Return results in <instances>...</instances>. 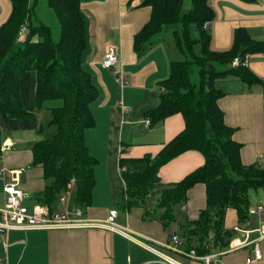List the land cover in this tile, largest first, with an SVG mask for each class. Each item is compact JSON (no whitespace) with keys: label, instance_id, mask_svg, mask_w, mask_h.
<instances>
[{"label":"trees","instance_id":"16d2710c","mask_svg":"<svg viewBox=\"0 0 264 264\" xmlns=\"http://www.w3.org/2000/svg\"><path fill=\"white\" fill-rule=\"evenodd\" d=\"M9 1L10 13L0 25V144L12 130L41 134L36 111L58 101L48 108L49 123L56 130L31 146L32 165L42 169L45 180L35 202L54 210L58 196L74 179L69 200L73 206L85 209L91 203L96 182V159L84 132L94 125L90 105L97 88L82 66L87 49L86 19L81 11L84 0H47L59 25L56 41L50 26L31 19L34 1ZM140 5L150 7V15L133 35L134 52L140 55L165 42L171 54L177 52L180 56L170 59L169 74L160 83L164 90L160 91L159 102L146 116L152 125L180 113L184 128L155 155L119 159V166L124 167L119 203L123 209L145 207L147 199L156 193L154 206L145 208L144 217H157L166 225L174 219V207L186 200L188 190L203 183L205 206L196 219L182 225L181 236L186 248L207 254L225 248L233 236L232 230L224 226L226 210L232 207L238 222L246 220L248 191L264 188V169L255 162L243 164L242 143L234 139L235 129L224 122V113L217 104L225 94L218 86L220 82L264 83L249 66H231L234 57L263 52L264 42L238 26L228 49L213 50L211 34L203 27L215 17L208 0H190L185 12L183 0H140ZM22 26L24 34L18 36ZM194 73L196 79L192 78ZM191 149L202 153V166L177 182H160L159 168Z\"/></svg>","mask_w":264,"mask_h":264},{"label":"crops","instance_id":"0c3cea01","mask_svg":"<svg viewBox=\"0 0 264 264\" xmlns=\"http://www.w3.org/2000/svg\"><path fill=\"white\" fill-rule=\"evenodd\" d=\"M210 5L215 17L207 23L206 29L211 34L210 47L213 50L228 49L233 31L238 26L245 28L253 39L264 42V0L249 3L213 0ZM10 10V1L0 0V23L8 17ZM81 11L86 19L87 40L82 66L97 88V96L90 105L94 125L84 132L90 153L96 159L93 170L96 182L91 203L83 209V213L87 218L102 220L110 209H116V202L124 188L119 159L157 154L184 128V119L182 114L174 113L155 124L145 123L149 119L146 112L159 102L160 83L167 78L169 62L173 57L165 42L153 45L140 55L133 50V35L148 20L150 7L140 5V0H84ZM108 46L115 47L119 54L115 69L100 64ZM248 66L264 81V51L250 54ZM114 70L124 76L127 83L123 87L116 81ZM218 86L225 94L217 104L224 113V122L235 129L234 139L242 143L241 161L243 164L254 163L264 152V141L261 140L262 136L264 138V83L246 85L228 80ZM52 105L48 103L46 109ZM26 132L31 131L17 130L6 136L14 142V146L2 156L5 171L0 176V206L4 201L3 186L11 182V170H20L18 185L29 193L25 201L27 204L35 202L36 194L45 186L42 169L32 165L31 146L38 139ZM254 143L257 151L253 149ZM203 163L201 152L186 150L159 168L160 182H177ZM156 196V193L151 195L145 207L133 205L123 209L118 202L115 222L128 226L139 240L167 241L174 233L181 235L182 225L196 219L204 208L205 185L197 183L188 190L186 200L174 207V219L166 225L157 217H144L145 208H153ZM69 206L73 204L69 202ZM62 207L56 203L55 208ZM255 224L254 216L248 215L246 220L238 222L235 210L232 207L226 210L224 226L227 229L235 225L251 228ZM260 246L263 257L258 264H264V239ZM161 250L174 256L163 248ZM229 254H234L231 261L242 264L249 249ZM0 264L161 263L136 241L110 229L75 227L8 230L5 236L0 234Z\"/></svg>","mask_w":264,"mask_h":264},{"label":"built area","instance_id":"2783aa9c","mask_svg":"<svg viewBox=\"0 0 264 264\" xmlns=\"http://www.w3.org/2000/svg\"><path fill=\"white\" fill-rule=\"evenodd\" d=\"M212 1L210 0V2ZM203 27H207V22ZM24 30L25 27L22 26L20 32L17 33L18 36H22ZM118 57L117 49L113 46H108L103 52L100 64L102 67L115 69L119 61ZM249 59V53H246L241 58L234 57L231 66L243 65L247 67ZM114 72L119 85L121 87L126 85L127 82L122 73L118 70H114ZM160 90L163 91L164 87L162 86ZM145 123L150 124L149 119H146ZM13 146L14 142L10 138L4 137L2 139L0 144V176L5 171L2 166V156L6 150L11 149ZM255 163L258 164L259 168L264 169V152L259 154ZM123 169L124 167H120V173ZM9 172L11 182H7L3 186L4 201L0 206V234L3 236L7 234L8 230L66 229L75 227L105 228L136 241L141 247L153 253L157 257V262L161 264H222L221 257L223 255L243 248L249 249V254L245 257L242 264H258L262 261L263 254L260 242L264 239V202L250 206L248 209V215L256 218L254 227L248 228L235 225L231 229L233 236L225 248L199 255L194 248H186L184 239L176 233L170 235L167 241H157L151 238L148 241L137 239L128 226H120L115 222L117 210L114 208L109 210L105 219L87 218L82 208L69 206L74 179L67 183L66 190L58 196L57 203L62 205V208L51 210L49 205L39 202L27 204L25 201L29 198V193L18 185L20 170H11ZM161 248L171 252L174 256L163 252Z\"/></svg>","mask_w":264,"mask_h":264},{"label":"rangeland","instance_id":"374dc122","mask_svg":"<svg viewBox=\"0 0 264 264\" xmlns=\"http://www.w3.org/2000/svg\"><path fill=\"white\" fill-rule=\"evenodd\" d=\"M7 2H9V0H5ZM34 1V7H33V11H32V18L34 23L36 22H43V24H46L48 26L51 27L52 30V38L54 41H56L58 39L59 36V25L58 22L52 12V10L50 9V7L47 4V0H32ZM189 4H190V0H183V6H182V12H185L186 10H188L189 8ZM7 17L4 19L6 20ZM3 20V21H4ZM3 21L0 23V25L3 23ZM198 50V47H197ZM180 56L178 55L177 52L173 53V58H179ZM196 70V68H194V71ZM196 72V71H195ZM193 79H196V75L194 73V75L192 76ZM52 104L57 105L58 101H54L52 102ZM37 112V116L38 117V121H39V125L41 128V134H35L32 130H26V131H31V132H26V133H31L29 135H31V137H37V139H41V138H45L47 136H50L55 130L56 127L53 124H50V118H51V114L50 111L48 109L43 108L40 109ZM17 131V130H16ZM15 130L12 131H8V136H10L11 132H16ZM13 138V137H12ZM261 140L264 141L263 136L261 137ZM246 146V145H245ZM253 149L255 151L256 150V143L253 144ZM254 151V152H255ZM121 196H119V199L116 202V210L119 209V204L118 202L121 200L120 198ZM248 197H249V201H250V206H254L255 204L259 203V202H263L264 201V188H259L258 189H251L248 191ZM261 248V246H260ZM234 254H225L221 257V260L223 261L222 264H237V261H231L230 258L231 256H233Z\"/></svg>","mask_w":264,"mask_h":264}]
</instances>
